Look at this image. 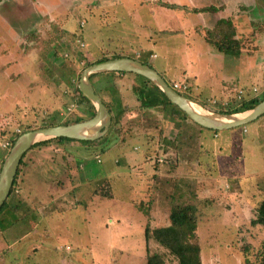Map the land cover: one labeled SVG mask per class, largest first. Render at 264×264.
<instances>
[{
	"label": "rangeland",
	"instance_id": "374dc122",
	"mask_svg": "<svg viewBox=\"0 0 264 264\" xmlns=\"http://www.w3.org/2000/svg\"><path fill=\"white\" fill-rule=\"evenodd\" d=\"M166 1L172 0L158 2L166 4ZM148 2L0 0V167L9 151L1 147L5 142L51 122L85 118L89 104H79L76 92L80 73L87 64L116 56L112 55L116 52L142 60L138 47L140 32L155 38V69L165 65L176 71L177 57L169 55L164 61L165 51L161 48L172 40L168 46L173 48L182 37L174 35L162 40L156 26H151L154 30L139 29L138 15L150 8ZM243 2L245 10L252 2L257 8L262 7L253 11L263 18L264 0ZM160 8L162 14L168 11L162 5ZM177 12L181 11L174 14ZM166 17L161 18L162 29L174 28L176 21ZM145 20L150 21L148 17ZM257 23L243 24L238 39L244 52H257L254 53L258 62L255 77L252 80L250 76L245 86H256L258 91H248L242 100L232 98L221 104L201 105L203 108L221 113L262 95L264 18ZM60 26L74 29L71 31L74 33L62 31ZM9 28L13 30L12 35ZM145 61L148 66L152 63ZM7 68L9 71L4 74ZM106 79L112 78L109 74H99L90 81L105 101L109 97L102 88L108 85L116 90L118 102L126 109L118 130L107 132L106 139L101 141L88 144L51 141L25 154L10 201L16 198L22 202V213L28 214V218L17 222L19 212L8 210L0 215V264H146V247L149 253L164 254L165 264H177L154 241L145 245L143 240L145 227L153 229L169 224V212L175 205L196 206L194 241L200 249L201 264L259 262L264 227L250 222L258 201L264 197V116L243 127L244 134L237 131L241 127L220 132L218 136L208 131L209 136L201 138L203 147L212 148L223 145L225 134H234L237 151L239 147L243 151L237 154V159L229 158L235 160L233 164L238 166L236 169H240L242 177L227 179V174L220 176L215 169L217 162L213 157H204L197 151L194 161L199 159V166L175 164L172 155L176 150L175 123L164 119L160 109L139 110V102L130 87L136 83L135 76H116L107 83ZM165 79L170 85L171 80ZM184 93L181 94L184 96ZM188 96L193 98L192 94ZM198 130L185 121L183 134L191 135L192 139H185L187 144L180 150L198 144ZM162 153L166 159L158 163V154ZM177 155L180 161L186 159L182 151ZM156 156L155 163L162 164L159 169L153 163ZM186 171L188 178L183 177ZM210 179L213 189L218 187L220 191L218 198L202 193L208 189ZM128 188L137 192L135 210L138 213L133 212L134 217L125 210L131 192ZM139 190L142 195L138 194ZM146 194L150 197L146 198ZM154 197L164 207L154 206Z\"/></svg>",
	"mask_w": 264,
	"mask_h": 264
},
{
	"label": "crops",
	"instance_id": "0c3cea01",
	"mask_svg": "<svg viewBox=\"0 0 264 264\" xmlns=\"http://www.w3.org/2000/svg\"><path fill=\"white\" fill-rule=\"evenodd\" d=\"M156 1V4H155ZM162 0H149L148 4L150 6L147 7L146 11H141L138 15L139 18V29L143 31L144 29H151L154 30L151 26H156L157 33L159 34L160 38L163 39H171L174 35L177 37H182L181 41H178V44L173 45L174 47L170 49L168 45H171L173 43V40L168 43V45L162 46V50L165 51L164 55L162 57H165L164 61L166 60L169 55H174L177 57V69L174 71V69L171 70L168 66L161 65L162 67H158L160 69H155L156 63H154V60L156 59V55L153 53V49L155 48L156 42L155 38H152L149 34H146L144 32H140V43H139V49L142 51L140 53V58L143 60L152 61L151 66L152 68L157 71L161 77L166 81L165 78L170 79L171 83L179 81L181 83H184L186 86V93L185 94H192L193 98H189V96H185L201 105H208V104H221L223 102H228L230 99L234 98L233 100L236 101L238 99V92L240 90L243 91V95L248 94L250 90H253L254 88H257L256 86L247 87L245 86L248 82V79L250 76H252L250 79H254L255 72L257 71L256 65L257 61L254 59V50H251L253 54H249L248 52H244L239 44L238 35L241 30V27L243 24L249 23V22H260V19H263L259 15H254L253 10H259L261 8H257L256 5L252 2V4H248L250 8L246 10L244 9L245 4L244 0H231L230 2L228 0L221 1L220 3H216L214 0H187L188 3H181L180 0L176 1L172 0L169 2H165L167 5H175L173 8H166L168 11H166V14H162V10L160 4ZM85 2V1H84ZM174 2V3H173ZM229 5V7H226ZM66 7H69V4L65 5ZM73 6V5H72ZM146 6V5H144ZM185 6L186 8H181ZM142 7V6H141ZM149 8V9H148ZM230 11L229 13L227 11ZM251 13H250V11ZM175 11H181L177 12V14H174ZM264 11V7H263ZM228 13L227 16H225V13ZM152 16V17H151ZM166 19H173V21H176L175 27L169 29V27H164L166 29H162L163 21L161 18ZM189 16H191L192 20H189ZM250 16V17H249ZM149 18V20H145V18ZM196 18V20H195ZM246 22H245V21ZM83 22V21H82ZM257 23V24H258ZM80 24V23H79ZM253 24V23H251ZM62 31H65L67 33H74L72 30L64 29L63 26H60ZM254 27L251 29V32L253 31ZM9 33L12 35L13 30L9 28ZM224 33H232V39L238 42L239 44V54L230 55L225 54L217 48V46L212 41H207V36L211 35V40L218 41L221 38V35ZM77 36L78 34L75 33ZM164 37V38H163ZM210 37V36H209ZM180 39V38H179ZM164 40V41H165ZM163 41V42H164ZM144 42V43H143ZM256 42L259 43V40L256 39ZM144 44V45H143ZM258 45V44H256ZM116 50V49H115ZM117 52L113 53L112 55L117 56ZM120 56V55H119ZM122 56V55H121ZM258 57V55H257ZM257 62V63H256ZM12 68V67H11ZM10 68V69H11ZM17 69V68H16ZM8 68L4 70V74L8 72ZM107 74V73H105ZM131 74L123 75L124 76H130ZM121 76L119 74H115L113 76L110 75L111 80H113L114 77ZM9 78V76H8ZM249 79V80H250ZM111 80H105L107 83ZM101 81V80H100ZM132 88V86L130 85ZM248 88H252L247 90ZM96 89V88H95ZM109 89V86H104L102 90ZM245 89V90H244ZM262 92L261 94H264V87L261 88ZM260 89V90H261ZM258 91V88L256 89ZM259 97V96H258ZM243 98V96H242ZM241 98V100H242ZM221 102V103H220ZM204 103V104H203ZM230 103V102H229ZM245 128V127H244ZM246 130V129H245ZM199 133H197L198 138V144L197 148L195 145L187 146L186 149H182V153L186 154L185 157L180 161L176 155V151L172 153L173 157H175V164L179 165V163L182 165L185 163L187 167H196L200 165V160L198 159V162L196 160L194 161V157L197 154L205 155L204 157H213V161H216L217 164L215 169H218L219 175L227 174L225 177L240 179L242 177V173L240 169H236L238 166L233 164L235 160H231L229 157L231 156L232 159L235 158L238 154L240 155L241 147L238 148L237 151V145L235 144L234 140V134H225L224 136V142L223 145L219 144L217 147L212 148L209 147H203L200 143L201 138L205 139L206 136H209V132H212L211 130H198ZM206 131V132H205ZM227 131H221V132H228ZM241 133H245L243 128L240 130ZM215 136H218V133L212 132ZM193 138L195 136L193 135ZM180 151V152H181ZM233 152V155H231ZM158 156H162L166 159V155L162 153V155L158 154ZM237 156V157H238ZM228 160H230L228 162ZM197 164H196V163ZM226 162L230 163V166L226 165ZM227 163V164H228ZM155 165H158V167H155L157 169L162 167V164L155 163ZM191 165V166H190ZM218 165V166H217ZM189 171V169L187 170ZM186 171L185 175L183 176L185 178H188V172ZM227 171V173H224ZM236 180V181H237ZM207 182L208 189L203 190L202 193H208L209 195H215L216 198H218V194H220V191L218 190V187H214L213 183H211V179ZM184 184V181H182ZM236 184V183H235ZM258 184V183H255ZM219 185V182H218ZM228 187V186H227ZM258 187V185H257ZM130 197L128 198L127 206L125 207L129 215L131 217H134L135 212V201L137 200L135 192H133L130 188ZM158 190V189H157ZM139 195H142V191L138 192ZM155 195V194H153ZM145 197H150L148 194L145 195ZM143 199L142 197L140 200ZM112 202V200L110 201ZM164 202H166L164 200ZM154 206L157 205L158 207L163 206L164 203L159 201V199H156L154 197ZM139 211V210H137ZM141 211V210H140ZM139 211V212H140ZM143 212V211H142ZM109 217L107 218V220Z\"/></svg>",
	"mask_w": 264,
	"mask_h": 264
},
{
	"label": "trees",
	"instance_id": "16d2710c",
	"mask_svg": "<svg viewBox=\"0 0 264 264\" xmlns=\"http://www.w3.org/2000/svg\"><path fill=\"white\" fill-rule=\"evenodd\" d=\"M163 7L166 8H173L175 6L173 5H167L162 4ZM210 36V37H209ZM207 36V41H212L219 51L230 54V55H237L239 54V44L235 40L232 39V33H224L221 35V38L218 41L211 40V35ZM123 56H113L111 58H104L96 63L103 62L109 59L114 58H121ZM142 59V58H140ZM138 60V59H137ZM143 64H147L145 60H139ZM91 65L90 63L87 64V66ZM152 67L151 65H149ZM111 76L115 75L116 73H107ZM119 75H127L128 73H117ZM136 77V83L133 84L132 87V93L135 95L136 100L139 102V110L146 111V110H152V109H160L164 114V119H170V121L175 123V138H174V148H176V155L180 153V149L184 146H186L187 140H191V135H184L183 133V126L185 125V121H189L192 126L197 127L199 130H206L202 128L201 126L193 123L188 117L175 105L171 104L167 98L164 96V94L156 88L152 83H150L148 80L144 79L143 77L131 74ZM96 75L90 76V80L92 77H95ZM97 91V90H96ZM95 91V92H96ZM76 92L79 96V104H82L83 102L89 104L88 108L86 109V117H79L75 119L73 122H64V123H54L51 122L44 127H50V126H57V125H69L73 123H78L81 121H84L86 119H89L93 117L94 115V108L92 105L88 102L86 98H84L81 93L79 92L78 88H76ZM109 99L105 101V99L96 92V94L100 97L103 104L106 106L108 111L111 114V125L109 128L108 133H112L115 130H118V127L121 124L122 117L125 114L126 109H124L120 103L118 102V97L116 90L114 88H109L107 90H104V95H107ZM183 95V94H181ZM264 99V94L255 98L251 99L249 101L242 102L239 106H236L234 108L220 111L221 113H237L242 112L247 109H251L258 103H260ZM128 111V110H127ZM147 112V111H146ZM245 127V126H243ZM242 127V128H243ZM241 128V127H240ZM30 131V130H28ZM27 132V131H25ZM214 133H217L215 131H212ZM24 133V132H23ZM107 135L103 138L97 140L101 141L103 139H106ZM194 139V138H193ZM14 141V140H13ZM12 141V142H13ZM56 141L57 143H63V142H78L83 144H88L89 142L85 141H76L72 139L67 138H57L48 140L45 142H41L38 144H35L31 149L45 145L48 142ZM91 143V142H90ZM197 148V145H196ZM30 149V150H31ZM29 150V151H30ZM180 150V151H179ZM25 156V155H24ZM23 156V158H24ZM158 156L154 158V165L156 162ZM23 158L19 164H22ZM19 167L17 170V173L19 171ZM16 173V176H17ZM16 180V177H15ZM15 180L13 183V186L11 188L10 194L3 204V206L0 209V215L8 210L12 213L19 212L18 217H16L17 222L21 221L24 222L28 218V214L22 213V202H20L18 199L14 198L12 201H10L11 197H13L14 194V186H15ZM259 185V184H258ZM21 210V211H20ZM142 211V209H141ZM196 206L193 205H175L170 209L168 220L169 224L167 226L159 227V228H153L150 229L149 227H145L143 230V240L144 244H148L150 240L154 241L155 244L160 247L167 255L173 257L177 264H201L200 261V249L198 244L194 241L196 237V229H197V220H196ZM254 218L251 220V225L253 226H261L264 227V197L258 201L255 209H254ZM147 214V213H146ZM31 225H34L31 224ZM261 254H260V261L255 264H264V240L261 244ZM147 250V257H146V264H165L164 254L154 252L149 253L148 248ZM245 264H254L249 263L247 260L245 261Z\"/></svg>",
	"mask_w": 264,
	"mask_h": 264
},
{
	"label": "water",
	"instance_id": "95a60500",
	"mask_svg": "<svg viewBox=\"0 0 264 264\" xmlns=\"http://www.w3.org/2000/svg\"><path fill=\"white\" fill-rule=\"evenodd\" d=\"M105 73H128L143 77L158 88L188 119L207 130L215 132L232 130L246 126L264 116V99L251 109L242 112L216 113L174 91L157 71L140 61L121 57L94 63L80 73L77 85L81 95L94 108L93 117L78 123L38 128L20 134L14 140L0 167V209L10 194L23 156L35 144L57 138L94 142L107 134L111 125V114L90 81V76Z\"/></svg>",
	"mask_w": 264,
	"mask_h": 264
},
{
	"label": "built area",
	"instance_id": "2783aa9c",
	"mask_svg": "<svg viewBox=\"0 0 264 264\" xmlns=\"http://www.w3.org/2000/svg\"><path fill=\"white\" fill-rule=\"evenodd\" d=\"M83 23L84 22H81L80 24H79V26L80 27H82L83 26ZM77 41H79V40H77ZM80 42V41H79ZM81 46H83L82 44H81ZM170 87L174 90V91H176V92H178V93H183L184 91H186V86H185V84L184 83H180L179 81H176V82H172L171 84H170ZM252 92H257V90L256 89H253L252 90ZM238 99L239 100H241V98H242V96H243V91L242 90H240L239 92H238ZM12 142H5L4 144H2L1 145V147L3 148V149H5V150H9L10 148H11V146H12ZM163 160H164V157H159L158 158V163H162L163 162Z\"/></svg>",
	"mask_w": 264,
	"mask_h": 264
}]
</instances>
